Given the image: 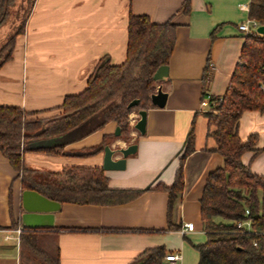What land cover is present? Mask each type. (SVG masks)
Instances as JSON below:
<instances>
[{
	"label": "crops",
	"instance_id": "crops-1",
	"mask_svg": "<svg viewBox=\"0 0 264 264\" xmlns=\"http://www.w3.org/2000/svg\"><path fill=\"white\" fill-rule=\"evenodd\" d=\"M185 1H34L11 56L0 65V103L45 115L62 110L58 106L65 95L85 88L100 59L107 57L114 64L125 60L130 13L147 14L158 22L170 19L177 24L176 40L167 78L161 81L167 91L165 105L146 108L144 133L134 127L138 118L134 110L128 114L129 139L114 133L115 120L88 133L77 126L60 135L30 138L23 149L27 169L22 172L0 149V264H43L22 243L24 229L35 232L48 253L58 254L60 264H141L160 246L165 253L180 252V264H198L196 245L206 240L200 197L209 171L223 164V156L213 149L215 139L208 134L213 126L204 112L210 94L227 90L247 34L238 24L250 18V0H188L184 10ZM0 27L3 42L10 30L5 24ZM208 56L211 76L204 95ZM191 128L195 149L185 159L184 189L171 213L172 223L179 226L169 228L168 193L155 186L173 182ZM238 130L242 138L257 133L260 150H246L241 158L253 172L264 174V111L245 110ZM130 142H136L137 149L126 157L125 167L105 169L103 146ZM37 144L56 148L38 149ZM70 165L99 166L109 188L139 192L116 203L63 200L52 219L35 213L23 219V189L50 187L58 182L54 172ZM23 180L32 186H23ZM186 221H192L194 229L182 231Z\"/></svg>",
	"mask_w": 264,
	"mask_h": 264
},
{
	"label": "trees",
	"instance_id": "trees-1",
	"mask_svg": "<svg viewBox=\"0 0 264 264\" xmlns=\"http://www.w3.org/2000/svg\"><path fill=\"white\" fill-rule=\"evenodd\" d=\"M34 1L0 0V26L5 24L10 30L0 45V65L11 56L15 37L23 32ZM183 8L188 10V0ZM249 17L264 23V0H250ZM176 26L170 19L158 22L147 14L130 13L125 60L114 64L107 57L100 59L85 88L65 95L58 106L62 109L59 114L33 117L38 110L0 103V149L14 168L20 172L27 169L23 149L28 147L30 138L60 135L77 126L88 133L115 120L121 127L119 135L129 139L128 114L133 109L155 105L150 99L157 83L153 74L159 65L168 64ZM210 76L208 56L202 78L204 95ZM135 97H139L138 104L129 106ZM252 109L264 111V33L255 30L244 37L227 90L210 94L209 109L204 112L208 125L213 126L208 131L215 139L213 149L223 156V164L209 171L202 189L200 217L206 240L196 245L198 264H264V174L253 172L241 158L246 150H260L256 146L258 135L252 132L242 138L238 130L241 114ZM55 148L52 145L40 149ZM194 149L191 128L173 182L155 186L168 193L169 228L179 226L172 223L171 213L177 194L184 189L185 159ZM54 173L58 182L39 189L60 201L116 203L139 192L109 188L99 166L70 165ZM99 180L104 184H99ZM23 186L32 185L23 180ZM247 218L251 220L249 227L238 225ZM21 241L43 264H60L58 254L43 249L35 232L22 230ZM164 255V247H156L141 264H162Z\"/></svg>",
	"mask_w": 264,
	"mask_h": 264
},
{
	"label": "water",
	"instance_id": "water-1",
	"mask_svg": "<svg viewBox=\"0 0 264 264\" xmlns=\"http://www.w3.org/2000/svg\"><path fill=\"white\" fill-rule=\"evenodd\" d=\"M256 30L260 33H264V23H260ZM168 75V64H161L155 70L153 74V79L159 82L156 89L150 93L151 102L158 106H164L167 97V91L163 89V84L161 81L165 80ZM139 102V97H135L129 101V106L136 105ZM138 118L134 123V127L144 133L146 131V120H147V109L141 107L138 109ZM121 132L120 125H116L114 133L119 135ZM52 137V136H51ZM36 148L40 147L38 144L34 146ZM137 149L136 142H130L126 146L113 147L110 144H105L103 146V167L105 169L113 168H124L126 164V157L134 153ZM120 153V156L115 155ZM23 208L24 213L22 217L31 216V213L35 215L43 216L48 218H53L54 212L60 208L61 201L52 198L45 193H43L38 187L24 188L23 193ZM24 223V222H23ZM24 225L29 226V224L24 223ZM47 225H52V222L47 223ZM40 225H34V227H39Z\"/></svg>",
	"mask_w": 264,
	"mask_h": 264
},
{
	"label": "built area",
	"instance_id": "built-area-1",
	"mask_svg": "<svg viewBox=\"0 0 264 264\" xmlns=\"http://www.w3.org/2000/svg\"><path fill=\"white\" fill-rule=\"evenodd\" d=\"M241 8L243 9H247V5H240ZM249 9V7H248ZM260 23L252 18H248L244 21H242L241 23L238 24V28L241 30H244L246 32H250V31H257L256 28ZM130 114V113H129ZM128 121H129V115H128ZM249 212V209H246V213ZM250 219H242L238 222V225H245L247 227L250 226ZM194 229V223L192 221H186L183 222L181 230L182 231H186V230H192ZM18 233L21 231V228H17ZM263 237H264V231H263ZM180 260H181V253L178 251H172V252H167L164 255V260L162 261V264H180Z\"/></svg>",
	"mask_w": 264,
	"mask_h": 264
},
{
	"label": "rangeland",
	"instance_id": "rangeland-1",
	"mask_svg": "<svg viewBox=\"0 0 264 264\" xmlns=\"http://www.w3.org/2000/svg\"><path fill=\"white\" fill-rule=\"evenodd\" d=\"M4 33V28L3 27H0V45H1V42H2V38H1V36L2 35H4L5 36V33ZM136 111L137 110V108L136 109H133L132 111ZM131 111V112H132ZM61 112V110H59V111H54V112H51V113H47L48 115H45L43 112H37V113H34L32 116L33 117H40V118H44V117H48V116H52V115H55V114H59ZM137 112V111H136ZM117 136H119V137H121V138H123L122 136H120V135H117ZM116 136V137H117ZM113 139V138H112ZM125 139V138H124Z\"/></svg>",
	"mask_w": 264,
	"mask_h": 264
}]
</instances>
